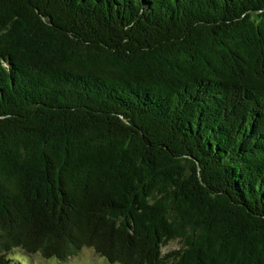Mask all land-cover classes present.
Segmentation results:
<instances>
[{
    "label": "trees",
    "instance_id": "trees-1",
    "mask_svg": "<svg viewBox=\"0 0 264 264\" xmlns=\"http://www.w3.org/2000/svg\"><path fill=\"white\" fill-rule=\"evenodd\" d=\"M86 247L264 264V0H0V264Z\"/></svg>",
    "mask_w": 264,
    "mask_h": 264
},
{
    "label": "rangeland",
    "instance_id": "rangeland-1",
    "mask_svg": "<svg viewBox=\"0 0 264 264\" xmlns=\"http://www.w3.org/2000/svg\"><path fill=\"white\" fill-rule=\"evenodd\" d=\"M180 246L178 241L171 242L168 246L164 248L165 251L176 249ZM21 254L19 251H13L10 257L13 255ZM19 264V263H18ZM32 264H106L105 261L97 254L92 248L86 247L77 256H72L70 259L65 261H57L55 259H46L43 256H33Z\"/></svg>",
    "mask_w": 264,
    "mask_h": 264
}]
</instances>
